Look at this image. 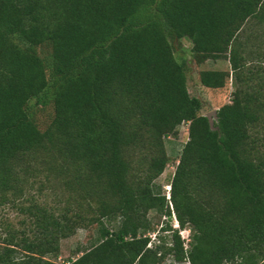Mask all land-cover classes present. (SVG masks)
Returning <instances> with one entry per match:
<instances>
[{
  "label": "trees",
  "instance_id": "1",
  "mask_svg": "<svg viewBox=\"0 0 264 264\" xmlns=\"http://www.w3.org/2000/svg\"><path fill=\"white\" fill-rule=\"evenodd\" d=\"M181 38L199 62L229 65L198 74L233 85L215 129L173 56ZM30 101L50 108L43 127ZM181 124L166 197L163 140ZM40 175L54 208L18 203ZM6 206L20 219H0V264H54L59 242L89 227L67 264H264V0H0Z\"/></svg>",
  "mask_w": 264,
  "mask_h": 264
},
{
  "label": "rangeland",
  "instance_id": "2",
  "mask_svg": "<svg viewBox=\"0 0 264 264\" xmlns=\"http://www.w3.org/2000/svg\"><path fill=\"white\" fill-rule=\"evenodd\" d=\"M171 45L173 47V56L178 63H184L186 65V87L187 92L190 96L197 98L201 102V111L200 113L205 115H210V119L213 120L211 115L212 112H215L221 105L227 104L231 100V93L233 91V85L231 79L228 78L225 81V84L220 89H208L199 83L198 74L201 71L205 70H216V71H229V65L225 59L211 60L204 59L202 61H198L195 56L191 53L190 43L185 39H175L171 41ZM42 55L45 56V50L41 49ZM30 110L33 112L35 120L39 127H43L50 117L51 110L49 107L45 106L42 108H38L33 104V101H30ZM187 124H181L174 132V134L167 136L163 140V144L165 147V152L168 157V164L165 167L163 173L157 179V183L162 187L163 193L168 196L169 190V181L173 174L175 164L177 163V158L179 156L180 150L184 143L187 140ZM42 181V177L37 176L34 178V185L32 189L25 194V198L19 200L18 203L27 205L29 200L33 198L39 204H45L48 207H56V204L53 203L55 199L53 195V191L51 192L46 188L45 183L39 187L38 183ZM32 182V183H33ZM30 185L31 182L29 181ZM27 188L29 187L26 186ZM26 188V191L29 189ZM154 216L152 212L148 213V217L151 219ZM0 219L8 220L12 224H16V222L20 219V216L17 214L16 209L14 207L6 206L5 208L0 209ZM164 219L155 220L154 223L157 224L155 229L159 228V224ZM157 221V222H156ZM172 224V228H177L176 222L172 216V220L170 222ZM114 223L112 224V226ZM110 225H108L109 227ZM1 233V231H0ZM95 233L94 227H89L88 229L78 228L75 233L59 242V253L56 259L53 260L54 264H67L68 258H73L74 251L84 250L88 248L90 243L93 241ZM147 235L151 238H154V234L147 232ZM179 236L181 239H184V247L186 248V244L189 240V231L182 230L179 232ZM162 264H187L186 262L175 263L171 260L170 257H166Z\"/></svg>",
  "mask_w": 264,
  "mask_h": 264
},
{
  "label": "water",
  "instance_id": "3",
  "mask_svg": "<svg viewBox=\"0 0 264 264\" xmlns=\"http://www.w3.org/2000/svg\"><path fill=\"white\" fill-rule=\"evenodd\" d=\"M211 115H212V117H213V120L210 119L211 117H210L209 114H208V115H205V117L207 118V120H208V122H209L210 127L212 126L213 121H214V119H215V112H212ZM211 129H215V128H212V127H211Z\"/></svg>",
  "mask_w": 264,
  "mask_h": 264
}]
</instances>
